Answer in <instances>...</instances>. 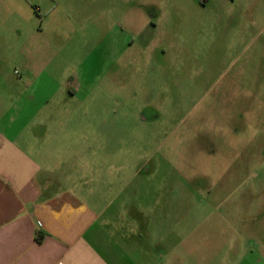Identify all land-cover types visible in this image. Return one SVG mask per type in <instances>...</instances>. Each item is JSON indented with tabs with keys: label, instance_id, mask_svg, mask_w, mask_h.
Masks as SVG:
<instances>
[{
	"label": "rangeland",
	"instance_id": "obj_1",
	"mask_svg": "<svg viewBox=\"0 0 264 264\" xmlns=\"http://www.w3.org/2000/svg\"><path fill=\"white\" fill-rule=\"evenodd\" d=\"M2 1L26 75L61 87L49 138L91 161L62 164L66 186L199 251L264 238V0H5L21 19Z\"/></svg>",
	"mask_w": 264,
	"mask_h": 264
},
{
	"label": "crops",
	"instance_id": "obj_2",
	"mask_svg": "<svg viewBox=\"0 0 264 264\" xmlns=\"http://www.w3.org/2000/svg\"><path fill=\"white\" fill-rule=\"evenodd\" d=\"M4 6L10 9L7 16L21 19L12 4ZM2 19L0 264H264V238L258 233L254 244L250 221L245 251L237 250L232 236L227 251L216 245L204 252L186 238L173 241L155 234L157 224L143 216L149 209L104 205L92 199L101 196L99 190L66 186L75 178L61 175L62 164L80 162L87 170L91 161L77 154V142L49 138L58 111L46 105L53 104L61 87L54 77L26 75L30 65L23 27L17 22L12 30ZM70 92L76 98L77 91Z\"/></svg>",
	"mask_w": 264,
	"mask_h": 264
},
{
	"label": "flooded vegetation",
	"instance_id": "obj_3",
	"mask_svg": "<svg viewBox=\"0 0 264 264\" xmlns=\"http://www.w3.org/2000/svg\"><path fill=\"white\" fill-rule=\"evenodd\" d=\"M211 0H206L205 2L204 1H199L200 3H201V5L202 6H208V4H209V2H210ZM155 4V3H154ZM152 7H154L153 9L156 11V6H154V5H152ZM228 13V15L230 16V15H235V13L234 12H231V11H229V12H227ZM222 14L224 15V14H226V12H222ZM234 61V60H233Z\"/></svg>",
	"mask_w": 264,
	"mask_h": 264
}]
</instances>
